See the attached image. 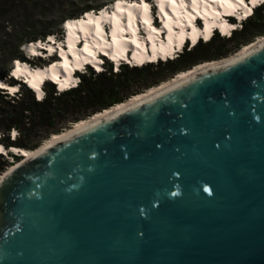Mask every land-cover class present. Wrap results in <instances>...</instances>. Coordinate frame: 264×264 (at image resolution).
Masks as SVG:
<instances>
[{
	"label": "water",
	"instance_id": "obj_1",
	"mask_svg": "<svg viewBox=\"0 0 264 264\" xmlns=\"http://www.w3.org/2000/svg\"><path fill=\"white\" fill-rule=\"evenodd\" d=\"M13 153L0 264H264V40Z\"/></svg>",
	"mask_w": 264,
	"mask_h": 264
},
{
	"label": "trees",
	"instance_id": "obj_2",
	"mask_svg": "<svg viewBox=\"0 0 264 264\" xmlns=\"http://www.w3.org/2000/svg\"><path fill=\"white\" fill-rule=\"evenodd\" d=\"M114 1L0 0V38H13L0 48L1 52L6 50L5 58H0V81L16 86L12 93L0 88V144L5 148L34 149L48 134L61 131L60 127H53L54 122L67 113H70V121L74 123L143 92L180 70L201 61L226 57L254 40V36L264 35V26H260V23L264 24V4H256L252 13L240 22L239 28L234 27L227 36L213 32L206 40L198 39L189 47L185 44L170 58L140 65L119 62L113 70L112 63L103 58L97 71L87 64L82 71L75 72V83L66 89L58 91L51 80H43L40 98L30 86L10 75L14 59L31 66L45 64L38 55H26L25 47L29 42H44L47 36L53 35L61 39V24L66 19L77 18L88 10H100ZM4 22L10 25L9 30L5 29ZM149 72H154L152 77ZM43 127L50 130L42 134L40 129ZM11 130L14 131L12 135ZM18 157L11 151L0 152V172Z\"/></svg>",
	"mask_w": 264,
	"mask_h": 264
},
{
	"label": "bare ground",
	"instance_id": "obj_3",
	"mask_svg": "<svg viewBox=\"0 0 264 264\" xmlns=\"http://www.w3.org/2000/svg\"><path fill=\"white\" fill-rule=\"evenodd\" d=\"M114 2H116L115 9L113 8L114 10L111 13H108L106 8H101L98 12L88 10L77 18H69L63 22L65 29L63 43L65 44L57 49L59 51V63L50 61L51 64L43 66H28L24 62L14 60L11 69L12 74L15 73V76H20L34 90L36 97L40 98L42 90L39 84L44 79L54 81L58 89H63L70 83L73 84L75 82L71 73L75 68L82 67L84 63H89L93 68L100 69V59L95 56L96 52L107 56L113 61L115 67L121 59H126L134 64H142L145 61L154 60L156 57L163 59L166 56H170L174 49L180 47L185 36L189 37L191 44L199 35L202 40H206L204 37L209 36L213 26H217L222 33H228L229 29L236 25L226 23L220 15L240 8L241 14L237 15V18L240 19L253 6L250 0L248 2L244 0L246 5L244 3L237 4L236 0H155L160 25L153 26L148 1L115 0ZM196 16L202 20L200 26L196 25L198 22L194 20ZM103 23L108 24L107 37L103 34ZM139 28L144 30V36L137 34ZM161 31L165 32L164 38L160 37L159 33ZM48 39L52 41V36H48ZM78 39L82 40L80 48L75 45ZM263 40L264 35H261L244 44L229 56L201 61L188 69L180 70L172 77L146 88L143 92L131 95L122 102L115 103L79 119L65 130L54 132L34 149L15 146L5 148L0 144V148L3 149L1 153L11 151L19 154L20 160L26 158L61 136L106 115L112 110L145 97L151 92L180 80L208 65L234 57ZM36 44H40V42ZM43 46L48 52L52 49L49 42ZM26 47L30 53H36L35 43L31 42ZM127 49H129L130 53L125 52ZM0 84L5 85L9 92H13L12 90L16 88L15 85L5 84V82L0 81ZM16 162L11 163L0 173V180Z\"/></svg>",
	"mask_w": 264,
	"mask_h": 264
},
{
	"label": "rangeland",
	"instance_id": "obj_4",
	"mask_svg": "<svg viewBox=\"0 0 264 264\" xmlns=\"http://www.w3.org/2000/svg\"><path fill=\"white\" fill-rule=\"evenodd\" d=\"M115 3L116 2H113L112 3V5L111 4H108L107 6H104L103 8H106L107 9V12L109 13H111L114 9H115ZM111 6H112V9H111ZM114 8V9H113ZM152 17L154 18V23H156L157 21H158V14L156 13V11H155V8H152ZM4 25H6V27H5V29L6 30H9L10 29V25L8 24H5V22L3 23ZM240 23H235L234 25H236L235 27H237V28H239V25ZM260 26H264V24L263 23H260ZM105 27H107L108 28V24H106L105 25ZM259 36H261L260 34H258V35H256V36H254L252 39H256L257 37H259ZM13 38H0V48L2 47V46H4V45H7L11 40H12ZM63 39H64V34H62V38L61 39H58V38H56V36L55 35H53L52 36V41H53V43H51L50 42V45L52 46V49H51V51H50V53H47V52H45L44 50H40V49H36V53H35V55H38V56H40V61H42V62H44L45 64L44 65H46V63L47 64H51V62H49V61H53V62H55V63H59V51L57 50L58 48H59V46H62L63 44H65V43H63ZM66 39H67V37H66ZM66 39H65V41H66ZM46 40V39H45ZM202 40V39H201ZM203 41V40H202ZM34 43V42H33ZM44 43H46V42H44ZM29 44V43H28ZM27 44V45H28ZM40 46H43V42H40ZM187 46L189 47V44H187ZM227 46H228V44H227ZM242 47V46H241ZM240 47V48H241ZM5 48V47H4ZM53 49H55V51H53ZM238 50V49H237ZM6 51V50H5ZM5 51L4 52H1L0 51V58H5ZM235 52V51H234ZM231 53H233V52H230L229 54H227V56H229ZM34 55V54H33ZM34 55V56H35ZM174 56V55H173ZM33 61H34V59H32ZM36 61H39V60H36ZM53 62H52V64H53ZM24 63H26L28 66H31V65H29L27 62H24ZM115 68V66L114 65H112V70ZM153 74H154V72H149V76H153ZM74 79H75V81H76V78L75 77H73ZM36 95V94H35ZM80 119H82V118H80ZM73 125V123L70 121V113H67V114H65L63 117H61L60 119H57L55 122H54V128H56V127H60L59 129H61V130H65L66 128H69L70 126H72ZM41 131V133L42 134H44L45 132H46V130H50V128H45V127H43V128H41L40 129ZM14 133V131L13 130H11L10 131V135H12ZM53 133H50V134H48L47 136H46V138H48V137H50L51 135H52ZM46 138H44L40 143H42ZM19 158V157H18ZM10 160V159H9ZM16 161H18L17 159L16 160H13V162L12 163H14V162H16ZM9 166V165H8ZM8 166H6L5 168H4V170L8 167ZM2 172V171H1ZM0 172V173H1Z\"/></svg>",
	"mask_w": 264,
	"mask_h": 264
},
{
	"label": "snow or ice",
	"instance_id": "obj_5",
	"mask_svg": "<svg viewBox=\"0 0 264 264\" xmlns=\"http://www.w3.org/2000/svg\"><path fill=\"white\" fill-rule=\"evenodd\" d=\"M236 2H237V4H243V3H244V0H236ZM250 2H251L253 5H256V4H262V3H264V0H250ZM251 11H252V9L249 8V9L247 10V12L245 13V15H248L249 13H251ZM204 38H205V39H208L207 36H205ZM13 75H15V73H13ZM3 87H5V85L0 84V88H3ZM12 91H15V90H12ZM2 151H3V149L0 148V152H2Z\"/></svg>",
	"mask_w": 264,
	"mask_h": 264
},
{
	"label": "clouds",
	"instance_id": "obj_6",
	"mask_svg": "<svg viewBox=\"0 0 264 264\" xmlns=\"http://www.w3.org/2000/svg\"><path fill=\"white\" fill-rule=\"evenodd\" d=\"M90 11H91V10H90ZM61 25H62V24H61ZM29 43H31V42H29ZM14 60H15V59H14ZM14 60H13V61H14ZM13 61H12V62H13ZM146 62H148V61H146ZM143 63H145V62H143ZM11 65H12V63H11ZM136 65H140V64H136ZM23 83H24V82H23ZM33 91H34V90H33Z\"/></svg>",
	"mask_w": 264,
	"mask_h": 264
}]
</instances>
